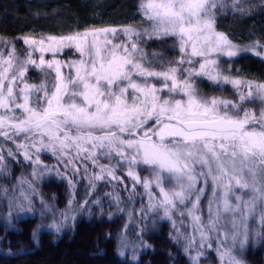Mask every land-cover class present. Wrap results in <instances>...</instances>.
<instances>
[{
  "label": "snow or ice",
  "instance_id": "6c2138e0",
  "mask_svg": "<svg viewBox=\"0 0 264 264\" xmlns=\"http://www.w3.org/2000/svg\"><path fill=\"white\" fill-rule=\"evenodd\" d=\"M234 3L238 5V0ZM221 7L220 0H140L139 11L149 22L143 32L129 25L26 36V53L18 54L15 45L7 57L0 52V151L3 141L15 144L8 156L15 159L18 152L32 161L34 178L40 175L43 152L67 158L69 164L81 157L91 160L99 168L87 177L92 191L97 181L124 183L116 170L126 168L125 174L134 182L130 197L135 186L142 185L148 212L162 210L174 228L173 216L187 215L192 235L185 237V251L196 250L192 264H200L203 253L198 249L211 247L212 233L221 264H241L227 241L231 238L235 243L243 229V248L251 219L258 217L264 228V83L226 74L219 58L231 59L248 51L264 58L260 51L264 44L239 48L217 31L215 17ZM166 37L175 38L178 59L164 61L155 53L149 59L143 42ZM65 49H74L79 59L61 61L57 57ZM154 61H160V66ZM29 65L45 72L40 85L26 79ZM52 72L55 81L49 89ZM198 78L221 91L230 85L235 96L202 95ZM256 101L260 102L258 113L246 107ZM100 158L109 164H100ZM5 167L0 154V172ZM142 168L150 175L142 177ZM201 181L204 187H197ZM68 182L74 189L73 181ZM209 182L205 222L201 199ZM17 183L20 196L29 204L27 209L18 206L31 211L29 190H35L23 177ZM114 198L119 203V196ZM73 200L61 213L64 220L75 219ZM48 227L59 232L63 221Z\"/></svg>",
  "mask_w": 264,
  "mask_h": 264
},
{
  "label": "trees",
  "instance_id": "16d2710c",
  "mask_svg": "<svg viewBox=\"0 0 264 264\" xmlns=\"http://www.w3.org/2000/svg\"><path fill=\"white\" fill-rule=\"evenodd\" d=\"M220 3L223 7L216 12V30L227 35L239 48L256 42L264 44V0H238V5L234 0H220ZM139 5L140 0H0V52L7 57L8 49L15 45L18 54L26 53L27 46L23 42L26 36H59L129 25L143 32L149 28V22L141 15ZM143 47L149 59H152L154 53L164 61L178 59L180 55L174 37L145 40ZM38 56L37 53V61ZM45 58L52 59V56L45 54ZM57 58L61 61L79 59V53L74 49H65ZM220 61L226 74L264 83V60L260 57L243 55ZM154 62L157 67L160 66V61ZM26 79L30 84L40 85L45 81V72L29 65ZM198 80L202 95L229 99L235 96L230 85H225L221 91L206 79ZM48 81L51 89L52 73ZM38 95L42 96L43 93ZM246 107H252L258 113L260 102L256 101L254 106ZM152 123L149 121V124ZM16 157V162L6 160L12 172L9 183L13 182L20 170L27 171L18 153ZM40 158L47 169H54L49 156L41 155ZM124 170H116L117 176L124 183H112L109 180L103 182L101 188L107 192V196L100 197L99 203L94 206H87L90 218L76 221L70 230L57 235L55 240V235L47 232L33 236L37 226V219L33 217L16 220L12 230L0 226V264H192L189 258L191 252L185 251L188 226L181 223L183 220L179 218L174 219L177 224L174 228L172 220H161L157 211L144 217L145 211L141 212L145 202L142 185L136 187L132 195L133 202H129L128 190L133 185L124 175ZM140 175L149 176L150 172L142 168ZM197 187H204L203 181ZM37 190L46 205L56 210L64 208L67 189L65 182L56 174L50 172L46 175ZM117 195L122 202L120 204L114 202V196ZM210 196L211 182L201 199V215L205 222L208 219L207 204ZM129 206L132 207L130 212L133 211L131 218L134 226L125 230L127 219L124 212ZM177 228L180 229L179 233ZM123 239L143 251L137 253L135 250L129 254L126 249V254L121 256L119 242ZM234 247L232 252L241 264H264V228L258 227L256 218L249 220L248 239L244 247ZM200 264H216V260L209 251H205Z\"/></svg>",
  "mask_w": 264,
  "mask_h": 264
},
{
  "label": "rangeland",
  "instance_id": "374dc122",
  "mask_svg": "<svg viewBox=\"0 0 264 264\" xmlns=\"http://www.w3.org/2000/svg\"><path fill=\"white\" fill-rule=\"evenodd\" d=\"M252 45L253 44L244 45V48L252 46ZM260 51L264 52V49H260ZM243 55H251L254 57L257 56L264 60V58H262L261 56L253 55L251 51L241 52L239 55H237L234 58H237ZM234 58H231V59H234ZM219 59L224 60V61L230 60L227 56H221ZM63 71L67 74L69 70L63 69ZM52 75H53V83H54L55 73L52 72ZM9 148L15 151L16 145L13 144L11 141H3V150L0 151V154H2L5 157L6 167L4 171L0 172V226H2L3 228L7 230H12L14 228V222L16 220H19L24 217H33L37 219V226L35 229V233L36 234H39L42 232L51 233L55 235V237L53 238L55 240L57 235L70 230L76 221L80 219H84V220L89 219L91 214H90V211L87 209L90 206H94L96 204V201H99L100 197L107 196V192H104V190L101 188L103 182L106 181L107 179L104 181H97L96 189L94 191H92L90 188L89 179L87 177H91L95 172L99 171L98 167L93 166L91 160H85L81 157V158L75 159L73 164H69L67 158L57 159V157L54 156L51 152H43L40 154V156L41 155L49 156L52 160L51 164L54 167V169L53 168H51L50 170L47 169L46 168L47 166L42 163V160L40 158L41 160V165L39 166L40 175L36 176L35 178L32 175L33 167H34V164L32 163V161H26L23 155L17 152L19 155V159L24 164L22 166L23 167L26 166L25 168L27 169V171H24V169L20 170L18 174L14 176L13 182L9 183L8 179L10 178L12 172H11V169L7 167L6 160L9 159L14 162L17 161V157L13 159L8 156ZM33 159H35V157H33ZM100 164L107 165L109 164V161L106 158H100ZM50 172L60 177L65 182V185H66V189H67L66 202H65L64 208L61 210H56L49 206H48V209L50 210L46 209L45 208L46 204L43 202L37 190V186L40 183V181H42L44 177L48 175ZM58 172L60 173V175H58ZM125 173H126V168L124 170V175H126ZM21 177H23L28 182H30L32 185V188L35 190L34 193L31 190H29V195H30V200H31V205H30L31 211H27V210L21 211L20 206H18V203H19V205L24 207V209H27L29 207V204L26 201H24L23 197L20 196V186L18 185L17 181H18V178H21ZM69 179L73 181L74 189L70 187L69 182H68ZM128 179L130 178L128 177ZM6 182L9 184H7ZM111 182L115 183L116 181H111ZM131 182L133 185L134 182L132 180ZM99 185H100V188H99ZM24 187L27 188V185H25ZM135 187H141V186L137 184ZM5 189L7 190V192H5ZM80 192H82V194H80ZM131 192H132V188L128 190V197H130ZM143 192H144V189H143ZM155 194L158 195V192H156ZM144 197H145V202H144L143 209H145V214H143V216L145 217L147 216V214L152 215L151 213H154V212L147 211L148 196L145 194V192H144ZM72 198H74L73 204L76 206L75 210L72 213V215L75 216V219L69 218L68 220H64V217L63 215H61V213L68 206L69 199H72ZM247 198L245 196V199ZM10 200H11V207L9 203ZM85 200H87L88 203L85 204L84 203ZM128 201L131 203L133 202L132 196L129 198ZM114 202L117 204L122 203L120 202V198H119V203L117 202L116 199H114ZM79 205H83V207L81 208L79 207ZM188 206L190 207L191 205L189 204ZM181 208H183V206H181ZM131 209L132 207L130 206L126 207V210L124 212L125 217L127 219V221H125V224H124L125 230H127L130 226L132 227L134 226V222L131 218L133 215V211L130 212ZM156 214L161 218V220L164 219L165 221H171L167 218H164L162 210H157ZM207 217H208V211H207ZM179 218L182 219L183 222L189 228V234H187V237H191L192 235V228L190 227L191 222L188 219L187 215L181 217L177 213L173 216V219H179ZM256 220L258 221V217L256 218ZM54 221L56 223H61L63 221V227L60 229L59 232H56L48 227V225L52 224ZM257 225L258 227L261 228L258 222H257ZM215 235H216L215 233H212V239L209 241V243L211 244V247H209L208 244H206L203 249H198L199 236H197L196 237V240H197L196 249H198L199 251L203 253L200 256V258L204 256L205 251H209L214 256L216 260V264H221L220 257L216 251L217 242L215 239ZM243 238H244L243 229H241L240 234L238 235L235 243H233V241L230 238L227 241V247L231 249H234L235 248L234 246H236L237 248H240L241 247L240 240H242ZM221 239H223V237H221ZM125 241L126 240L123 239L119 242V253L120 254L121 252H123V255L126 254V249L129 250V254H132L133 252H135V250L137 251V253L143 251L142 248L133 247V244H130L128 241L126 242ZM188 251L189 253L191 252L189 254V258H190V261L192 262L191 257L196 255V250L189 249Z\"/></svg>",
  "mask_w": 264,
  "mask_h": 264
}]
</instances>
